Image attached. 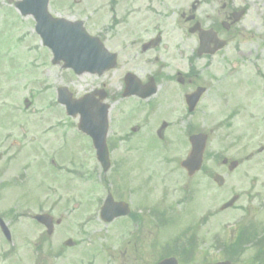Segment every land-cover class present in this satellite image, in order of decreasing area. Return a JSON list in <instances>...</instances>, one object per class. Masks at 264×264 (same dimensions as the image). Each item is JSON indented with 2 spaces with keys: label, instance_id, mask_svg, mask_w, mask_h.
<instances>
[{
  "label": "rangeland",
  "instance_id": "1",
  "mask_svg": "<svg viewBox=\"0 0 264 264\" xmlns=\"http://www.w3.org/2000/svg\"><path fill=\"white\" fill-rule=\"evenodd\" d=\"M10 1L0 0V216L11 229L15 250L13 258L6 260L5 251L11 245L0 233V264H36V246L40 255L46 256L42 264H84L90 258L100 264L99 245L104 243L110 247L112 232L119 230L121 224L125 227L120 231L132 223L126 218L106 227L98 221V208L108 190L116 199L122 196L129 202L134 213L139 209L143 215L145 228L139 233L142 253L151 248L150 243L156 237L161 243L168 242L175 238L173 232L181 233L186 225L197 228L200 219L197 217L204 218L203 225L198 227L204 242L202 245L199 242L201 249L197 250L204 258H196L193 263H211L222 258V252L214 249L216 237L227 241L239 227L248 224H253L258 234L263 232L264 153L251 160L247 156L264 148V134L253 132L231 143L230 140L224 142L225 134L220 132V138L214 136L207 144L202 173L189 178L179 165L189 151L187 131L208 132L214 120L202 118L199 109L190 117H181L183 103L173 82L169 93L159 96L161 101H152V111L130 116L131 108L128 104L122 106L125 102L119 101L122 100L118 95L122 84L119 78L124 69L117 68L106 74L110 78L106 89L112 104L110 141H118L121 133L143 124L142 131L133 136L136 141L123 143L121 148H127L123 152L114 151L111 169L102 174L90 147L83 146L86 140L81 139L75 129L77 119H66L63 108L53 105L58 87H67L79 97L99 80L86 74L73 76L60 64L52 65L50 51L41 45L34 32V20L20 16L12 5L17 0ZM87 3L86 0L78 3L50 0L49 11L68 20H81L87 31L97 32L102 25L86 18ZM118 42L113 39L106 45L115 50ZM262 58L264 61V55ZM162 121L172 124L164 131L165 140L155 146L145 145L136 153L138 137L145 132L152 134ZM216 154L237 160L238 167L229 172L221 168L220 162L212 163L211 157ZM132 155L140 156V167L125 164L126 158ZM122 163L130 170L124 187L120 179H125L124 174H119ZM214 173L224 177L220 188L212 181ZM138 187L142 190L137 191ZM234 194L238 195V200L221 211L220 206ZM42 202L46 208L56 203L53 216L61 220L51 237L41 235L42 228L22 215L27 209L37 212ZM149 208L166 212L169 226L165 233L171 236L148 229ZM128 238L123 239V243L127 244ZM66 239L76 245L66 247ZM122 241L108 248L109 252L122 249ZM255 249L244 251L236 264H256L251 260ZM49 250L52 252L48 253ZM55 252L61 255L59 260L52 259L51 253ZM257 264H264V257Z\"/></svg>",
  "mask_w": 264,
  "mask_h": 264
},
{
  "label": "flooded vegetation",
  "instance_id": "2",
  "mask_svg": "<svg viewBox=\"0 0 264 264\" xmlns=\"http://www.w3.org/2000/svg\"><path fill=\"white\" fill-rule=\"evenodd\" d=\"M86 3L90 18L104 25L103 35H98L104 43L119 40L114 52L117 51L116 67L124 69L119 78L121 95L129 80L127 74L138 78L133 81L139 84L142 94L150 92L151 86L156 87L147 101L135 95L128 97L133 100L128 105L130 116L140 112L133 109L134 103L148 105L160 92L167 95L170 84L175 82L183 91L184 100L199 88V112L202 118L214 120L208 132L200 131L208 136V143L214 136L220 138V132L225 134L223 141L231 143L253 132L264 134V0ZM107 79L95 90H105ZM249 157L252 155L248 160ZM229 160L217 154L211 157L212 163L220 162L224 170ZM146 226L157 231L155 224ZM155 239L145 253L140 251L139 239L132 246L115 249L110 256L105 251L103 264H156ZM185 254L171 253L168 257L175 258L177 264H185Z\"/></svg>",
  "mask_w": 264,
  "mask_h": 264
},
{
  "label": "water",
  "instance_id": "3",
  "mask_svg": "<svg viewBox=\"0 0 264 264\" xmlns=\"http://www.w3.org/2000/svg\"><path fill=\"white\" fill-rule=\"evenodd\" d=\"M32 2L35 4H31ZM46 4L47 0H23L15 5L21 13H32L34 15L37 21L36 31L42 38L43 44L51 48L54 54L53 62L63 60L65 67H71L76 72L80 73L83 71L96 70L99 66L103 68L102 64L104 57H109L110 59L113 58V56H108L107 52L102 48L99 42L90 38L83 31L79 23L73 24L61 19L56 20L51 18L46 12ZM101 70L102 69H98V72ZM66 94L65 90H60V102H63L66 105L68 111L77 112V109L80 111V127L82 130L92 134L99 155H102V158L106 159L104 144L106 123L105 118H102V115L106 114V108L104 106H93L89 99L90 97L88 96L74 101L69 95L67 97ZM88 116H90V121L96 127L95 133L85 127L84 122L85 120H88ZM191 142V155L189 156L188 161L183 163L190 173L195 169H198L200 165L205 139L204 137L197 135L192 137ZM103 164L105 163L103 162ZM233 167L234 163L231 165V168ZM109 207H111V205H109ZM119 209L121 210L117 211L113 217L127 212L126 206L124 205ZM41 218L42 217H40V219ZM0 224L4 226L1 220Z\"/></svg>",
  "mask_w": 264,
  "mask_h": 264
}]
</instances>
